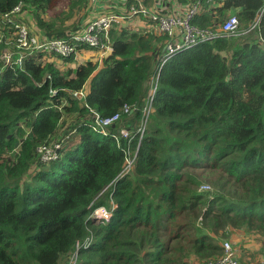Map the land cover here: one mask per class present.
<instances>
[{
	"label": "trees",
	"instance_id": "trees-1",
	"mask_svg": "<svg viewBox=\"0 0 264 264\" xmlns=\"http://www.w3.org/2000/svg\"><path fill=\"white\" fill-rule=\"evenodd\" d=\"M19 1L21 21L43 38L65 37V20L76 8L79 22L88 8L64 0L68 10L51 14L62 0H0V13ZM228 12L239 35L163 63L164 35L114 25L101 66L62 70L35 53L2 71L0 264H58L87 237L76 264L205 261L221 256L219 240L234 230L264 244V0H202L193 22L218 26ZM88 80L85 96L73 95ZM124 104L134 110L106 133L92 129V110L105 117ZM54 136L63 139L58 158L40 161L37 147ZM127 151L134 159L122 172ZM202 178L214 190L208 197L198 191ZM99 207L111 212L107 221L90 217Z\"/></svg>",
	"mask_w": 264,
	"mask_h": 264
},
{
	"label": "built area",
	"instance_id": "built-area-1",
	"mask_svg": "<svg viewBox=\"0 0 264 264\" xmlns=\"http://www.w3.org/2000/svg\"><path fill=\"white\" fill-rule=\"evenodd\" d=\"M98 0H87L88 4H94ZM128 1V0H124ZM122 12H108L92 18L83 29L68 31L65 37L43 38L29 31L28 27L21 21L20 9L22 2L19 1L9 12L0 13V75L5 68L17 65L22 67L23 60L35 53L43 55H55L68 57L76 55L83 46H89L102 52H110L109 31L114 25H121L126 18L142 17L146 19L157 32L165 36L163 47L162 63L174 53L183 48L191 47L199 42L210 40L216 36L226 37L237 36L239 30L238 18L235 14L229 15L224 22L218 26L200 27L193 22L194 15L199 12L202 0H188L180 13L167 11L166 0H160L162 10L148 8L145 0H133ZM220 1V0H214ZM254 26H250V29ZM56 89L50 90L56 93ZM154 88L150 92L152 96ZM85 88L72 92L79 99L85 96ZM134 107L124 104L116 113L101 117L94 112L92 129L106 133L109 126L117 122L122 115H129ZM150 112V102L142 109L140 119V132L144 131L145 124ZM120 134L128 136L126 129H121ZM62 138H51L49 141L37 147L38 158L42 162H48L58 158L62 145ZM133 156L129 151L125 153V165L122 172H127L133 163ZM209 188L208 185H201V189ZM111 212L104 207L93 210L91 217L97 222L107 221ZM91 237H87L82 243L76 244V249L70 254L68 264H76L77 250L81 246L90 243ZM223 252L221 256L203 261L201 264H244L238 260L235 250L229 241L221 243ZM254 264V263H250ZM255 264H264V261Z\"/></svg>",
	"mask_w": 264,
	"mask_h": 264
},
{
	"label": "crops",
	"instance_id": "crops-1",
	"mask_svg": "<svg viewBox=\"0 0 264 264\" xmlns=\"http://www.w3.org/2000/svg\"><path fill=\"white\" fill-rule=\"evenodd\" d=\"M133 1V0H130ZM187 3V0L184 1H179V0H166V5L164 8L167 9L169 12H174V13H180L183 9V6ZM145 4L148 8L151 9H159L162 10V3L160 0H145ZM129 3H127L124 0H98L94 4H89V11L91 14V18L100 16L101 14L108 13V12H114V13H120L122 12ZM88 11V13H89ZM90 20V19H89ZM89 20L87 22H89ZM120 26H126L127 28L131 29H140L144 31H155L157 32L156 28L153 27L146 19L142 17H131V18H126ZM118 27V26H117ZM83 29V27H82ZM109 52H102L99 50L91 49V48H83L81 47L77 54L75 55V61L72 63H66L59 59L58 57L54 55H50L51 61H54L57 65L60 66V69H66L68 67L75 68L78 64L84 63L87 60L90 61H98L99 65L101 66L102 64V59L108 54ZM97 73V70L94 71V74ZM93 74V75H94ZM92 75V76H93ZM89 81L88 84H85V90L87 91L89 88ZM86 82V83H87ZM235 231V230H234ZM235 233L238 234H243L245 233L242 230H236ZM258 236V235H254ZM243 237V236H242ZM239 238H236L235 235L232 237L228 238L229 242L232 244L235 254L238 258L239 261H241L244 264H250V263H257L260 261H264V244L263 242L253 245L252 243L256 242L253 238H247V242H243L244 244H240L239 241L237 240ZM249 249L253 252V254L256 256H262L259 259H256L253 261L249 257ZM70 257V256H69ZM69 257L67 260H65V264H68ZM196 261H194L195 263ZM58 264H64L59 261Z\"/></svg>",
	"mask_w": 264,
	"mask_h": 264
},
{
	"label": "rangeland",
	"instance_id": "rangeland-1",
	"mask_svg": "<svg viewBox=\"0 0 264 264\" xmlns=\"http://www.w3.org/2000/svg\"><path fill=\"white\" fill-rule=\"evenodd\" d=\"M179 1H181V0H179ZM67 4H68V2H66V1H64V0H62L61 2H60V4L57 6V9L53 12L52 11V13L51 14H55V12H60V11H67L68 10V8L66 7L67 6ZM88 11H89V4H88V8H87V11H86V15L79 21V22H77V20H78V18H80V16H81V14L82 13H84V11H79V10H77L76 8L74 9V14L72 15V17H70V18H68V19H66L65 20V23H64V25L66 26V32H68V31H76L75 29V27H77V30H79V29H82V27L84 28L85 27V25L88 23L87 21L90 19V20H92V18H91V14H90V11H89V13H88ZM32 14V13H31ZM51 14H42V16L44 17V18H48V16H53V15H51ZM234 13H232V12H228V14H227V16H229V15H233ZM226 16V17H227ZM29 19H31L30 18V14H29ZM89 20V21H90ZM31 21V20H30ZM30 21H28V22H30ZM75 28V29H74ZM36 33H38V34H40V35H43L42 33H41V31H38V32H36ZM96 50V49H95ZM94 74V73H93ZM92 74V75H93ZM86 84H88V82L86 83ZM68 116H67V121H68ZM65 127L66 126H64V127H62V126H60V128H59V132H62L64 129H65ZM54 137H56V136H54ZM30 171H32V170H30ZM201 185H208L209 186V188H207V189H201ZM198 191L199 192H201V193H203V194H205V196H209V195H211L212 193H213V188L211 187V184L207 181V179H205V178H202V180H201V184L199 185V187H198ZM236 231V230H235ZM235 231H232V233H231V235H230V237H232L233 235H235L236 236V238H239V239H237L238 241H239V243L241 244H244L243 242H247L246 240H247V238H253L256 242H254V243H252L253 245H257V244H259V243H261L262 242V240H261V238L259 237V236H254L253 234H248V233H243L242 235L241 234H236L235 233ZM243 236V237H242ZM229 237V238H230ZM224 241H228V238H221L220 240H219V242L220 243H223ZM249 252H250V254H249V257L253 260V261H255L256 259H259V258H261L262 256H256L255 257V255L253 254V252L251 251V249H249ZM194 261H196L195 263H194ZM204 260H199L198 258H196L194 255H192L190 258H189V260H188V263H190V264H201L202 262H203ZM60 262L61 263H64L65 264V260H63V259H61L60 260Z\"/></svg>",
	"mask_w": 264,
	"mask_h": 264
},
{
	"label": "clouds",
	"instance_id": "clouds-1",
	"mask_svg": "<svg viewBox=\"0 0 264 264\" xmlns=\"http://www.w3.org/2000/svg\"><path fill=\"white\" fill-rule=\"evenodd\" d=\"M55 56V55H54ZM57 57V56H56ZM91 217V216H90ZM92 218V217H91ZM96 221V220H95Z\"/></svg>",
	"mask_w": 264,
	"mask_h": 264
}]
</instances>
